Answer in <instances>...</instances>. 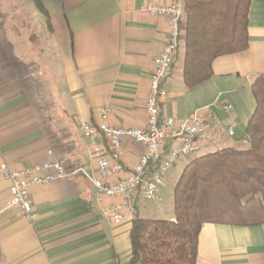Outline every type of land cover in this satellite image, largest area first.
Returning <instances> with one entry per match:
<instances>
[{
  "label": "crops",
  "instance_id": "1",
  "mask_svg": "<svg viewBox=\"0 0 264 264\" xmlns=\"http://www.w3.org/2000/svg\"><path fill=\"white\" fill-rule=\"evenodd\" d=\"M171 1L39 0L46 20L33 0L25 18L22 0H0V162L20 169L57 157L69 168L94 169L80 121L97 124L106 109L111 126L144 127L153 59L169 24L139 8ZM38 13L46 34L41 35ZM247 32V49L215 58L208 79L187 88L180 54L163 83L162 119L177 124L194 112L210 116L208 130L195 138L200 154L249 145L245 129L255 108L251 84L264 73V0H251ZM226 103L232 105L227 112L221 109ZM123 145V171L111 180L126 176L145 151L139 143ZM189 161L181 156L170 169L181 173ZM8 186L0 174V264H127L135 212L156 218L149 215L156 207L145 208L138 197L135 212L123 211V221L114 224L105 210L120 198H98L87 180L74 176L33 186L35 217L29 221L7 207ZM164 193L162 186L158 200ZM196 264H264V223H204Z\"/></svg>",
  "mask_w": 264,
  "mask_h": 264
},
{
  "label": "trees",
  "instance_id": "2",
  "mask_svg": "<svg viewBox=\"0 0 264 264\" xmlns=\"http://www.w3.org/2000/svg\"><path fill=\"white\" fill-rule=\"evenodd\" d=\"M33 2L47 20L39 0ZM250 2L182 0L173 66L181 54L187 88L212 75L211 64L218 56L247 49ZM29 37L36 38L31 31ZM251 90L255 108L245 129L249 145L191 159L173 188L172 218H144L136 211L127 264H196L198 234L204 223H264V73L255 78Z\"/></svg>",
  "mask_w": 264,
  "mask_h": 264
},
{
  "label": "built area",
  "instance_id": "3",
  "mask_svg": "<svg viewBox=\"0 0 264 264\" xmlns=\"http://www.w3.org/2000/svg\"><path fill=\"white\" fill-rule=\"evenodd\" d=\"M143 15L153 14L168 19L166 41L153 59L149 78V90L145 101L146 125L144 127L111 126L107 123V110H101L97 124L79 122V129L87 142L88 157L95 164L73 168L66 166L61 158H53L20 169L10 168L6 161L0 162V174L8 181L10 199L8 208H15L23 218L32 221L35 217L30 191L35 185L80 176L87 180L100 198L119 197L120 201L106 208L105 213L114 224H120L123 211L135 212L138 197L148 201L159 198V188L169 168L184 155L196 150L195 138L209 128L210 116L194 112L177 124L173 118L160 117V103L165 95L163 83L169 78L179 44V21L182 15V0L168 4L145 3L139 8ZM225 112L232 109L229 103L222 104ZM229 135L232 129L227 128ZM125 140L139 143L145 151L139 156L127 175L118 180L112 177L123 171L121 157ZM170 142L167 150L165 145ZM51 155V152H48ZM160 157V158H159Z\"/></svg>",
  "mask_w": 264,
  "mask_h": 264
},
{
  "label": "rangeland",
  "instance_id": "4",
  "mask_svg": "<svg viewBox=\"0 0 264 264\" xmlns=\"http://www.w3.org/2000/svg\"><path fill=\"white\" fill-rule=\"evenodd\" d=\"M12 1L15 3L21 2V0H12ZM22 2H23V12H22L21 16H23L25 18L26 16L31 15L30 14L31 9H32L31 4H33V2H32V0H22ZM38 16L41 20L40 26L42 27V29L40 30L39 28H37L38 26L36 27V29L40 30L41 35L46 34L45 33L46 31L45 32L43 31V30H46V28L44 25V21L42 22V16L39 13H38ZM212 151H214V150H212ZM200 153H201L200 150H195L191 154L184 155V158L187 160H191L197 156L202 155ZM179 174L180 173L176 169H170V168L168 169V171L166 172V175L164 177V182L162 184V186H164V188H165V193L163 194L162 199L157 200V201H148V200H145L144 198H141L142 201H145V204H143L145 206V208L156 207V210H154V211L151 210L150 211L151 213H149V215L154 216V217H161V218L162 217L170 218L173 215V209H172V207H173V187H174V185H175V183L179 177ZM162 186H160V187H162Z\"/></svg>",
  "mask_w": 264,
  "mask_h": 264
}]
</instances>
